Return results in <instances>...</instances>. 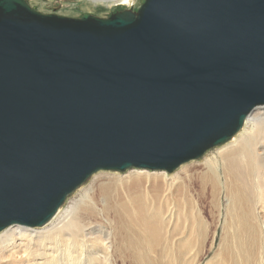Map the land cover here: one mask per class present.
I'll use <instances>...</instances> for the list:
<instances>
[{"label": "water", "instance_id": "95a60500", "mask_svg": "<svg viewBox=\"0 0 264 264\" xmlns=\"http://www.w3.org/2000/svg\"><path fill=\"white\" fill-rule=\"evenodd\" d=\"M264 106V0L106 17L0 0V232L43 227L100 171L173 173Z\"/></svg>", "mask_w": 264, "mask_h": 264}, {"label": "rangeland", "instance_id": "374dc122", "mask_svg": "<svg viewBox=\"0 0 264 264\" xmlns=\"http://www.w3.org/2000/svg\"><path fill=\"white\" fill-rule=\"evenodd\" d=\"M27 2L43 14L79 18L83 14L106 17L119 10L136 11L144 0L122 6L89 0ZM224 145L208 150L167 176H162V171L133 168L124 172L100 171L69 195L61 208L98 201L94 208L100 211L105 204L99 191L110 190L109 207L95 221L109 233L110 251H114L110 255L112 264H264V214L249 210L240 214L243 203L228 192L229 179L223 165L218 164L219 186L206 179V160ZM146 236L150 250L148 255H141L139 241ZM119 246L122 254L117 252Z\"/></svg>", "mask_w": 264, "mask_h": 264}, {"label": "bare ground", "instance_id": "6f19581e", "mask_svg": "<svg viewBox=\"0 0 264 264\" xmlns=\"http://www.w3.org/2000/svg\"><path fill=\"white\" fill-rule=\"evenodd\" d=\"M89 1L111 6L134 2ZM220 149L212 159L206 160L208 182L219 186L218 164L223 165L226 171L224 174L229 179L226 183L230 187L227 188L228 192H233L236 199L243 203L239 208L240 214L244 210L254 211L258 215L264 214V108H256L246 118L239 134ZM165 175L167 176L163 172L162 176ZM99 194L105 204L100 211L94 208L98 201H87L81 207L70 205L61 208L40 230L10 226L1 231L0 264H112L110 255H114V251H110L109 233L103 224L95 221L99 213L104 215L105 209L109 207L110 190L101 188ZM120 239L121 233L117 236L118 242ZM138 248L141 255H148L150 247L147 236L139 241ZM117 252L123 253L120 246ZM135 252L134 249V255Z\"/></svg>", "mask_w": 264, "mask_h": 264}]
</instances>
